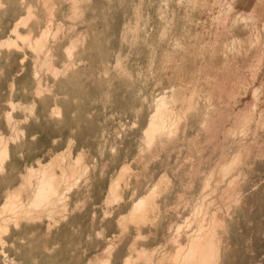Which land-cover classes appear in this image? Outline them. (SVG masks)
Segmentation results:
<instances>
[{
  "label": "rangeland",
  "instance_id": "374dc122",
  "mask_svg": "<svg viewBox=\"0 0 264 264\" xmlns=\"http://www.w3.org/2000/svg\"><path fill=\"white\" fill-rule=\"evenodd\" d=\"M76 2H0V42L19 20L25 39L3 51V143L20 168L56 155L86 167L65 217L3 239L0 264H144L172 257L196 226L218 264H264V0ZM159 99L169 132L146 144ZM154 184L155 206L132 221Z\"/></svg>",
  "mask_w": 264,
  "mask_h": 264
},
{
  "label": "bare ground",
  "instance_id": "6f19581e",
  "mask_svg": "<svg viewBox=\"0 0 264 264\" xmlns=\"http://www.w3.org/2000/svg\"><path fill=\"white\" fill-rule=\"evenodd\" d=\"M74 1H75V4H77L76 0ZM75 4L73 3L72 5L73 6L72 13L77 12L76 6H74ZM21 23L22 22L20 20L19 22H16L15 24L13 23L14 25L12 26L11 31L8 33L7 40L6 41L3 40L2 42H0V71L1 72H5L3 70L5 69V66L3 63V59L5 56L3 53L9 52V50H13L14 53L19 52L20 49L18 48V45H20L19 47H21V50H23L22 47L24 46L25 39L23 37L20 38L21 35L20 36L18 35V30L20 28V25L22 26ZM28 27H31V26L29 25ZM46 34H47L46 31H43L41 32V34H39L40 36L38 39L36 40L33 39L34 40L33 41L31 38L33 42L31 41L30 48H32V51H34V53L36 52V54H39V52H41L43 47L46 45L45 44L46 43L45 41L47 40ZM49 36L50 35H48L47 37L49 38ZM27 37L29 38V36ZM10 38L13 41H11ZM30 50H27V51H30ZM71 53L72 52H70V49H67L68 55L67 54L66 55L69 56V54ZM46 54L47 53L45 51V55ZM46 58H47V55H46ZM1 80H0V91H1V85H2ZM36 90H39V89L37 88ZM33 94H34V97H36V95H39V92L35 91ZM45 100L46 99H43L38 103L40 105H43L45 103ZM162 102H163L162 99H159L155 102L156 104H155L154 113L150 116L148 123L146 125V128L143 131L144 142L146 144L152 143V141L156 137H160L162 135L164 136L165 134L169 132V129L166 125V119L162 111L165 107ZM12 124L15 125L16 123L15 124L12 123ZM6 126L8 129V127L10 126L11 128L12 125H10V122L8 121ZM1 137H0V263L2 262L1 258H3L2 253H1L2 252L1 245L3 243L2 241L3 239L8 240V238H12V237H17L18 239L22 238L23 235L25 236V234L29 232L30 230H33L35 228L39 229L41 225L45 226V228L43 227L42 231L46 229V232H48V230H50L49 225H52L53 222L56 223V221H60L62 218L65 217L64 215H66V213L64 212H66L65 210H67L66 206L68 205L67 198L70 196L69 193L71 192L72 189L75 188L74 186H76L77 184L84 183L83 182L84 180L82 181V178L86 172V167L84 166V164L80 162L81 160L80 156H76L73 159V161H71L68 158L65 159V157H63L62 155L60 156L56 155L54 158L52 157L53 159H50L48 163L46 162V164H43L39 160H36L35 162H32V163L25 164L28 160L27 161L24 160L23 162L25 163L22 162L21 163L22 166L20 168L19 166H20L21 160L17 159L18 157L16 158L15 155L13 154L14 150L8 145V139L7 140L4 139L5 142L3 143ZM6 148L9 151V153H11L10 160L8 161V163H5ZM35 151L37 152V150ZM115 176H117V173ZM117 186H118L117 179L114 178L113 180L110 181V184L107 190L109 197L115 196V193H116L115 188ZM156 187H157L156 185L154 187H151L152 189H150V191H148L146 195L136 199L135 201L132 200L133 202L132 204L130 203L131 205L129 207V213H128L129 218L132 221L146 220L148 211L151 210L155 206V204H153V198L155 196ZM17 227L20 228L19 232L15 231ZM38 229L37 231H39ZM40 232L41 231H39L38 233ZM6 234L8 236L4 238ZM38 237H41V236H38ZM32 241H33V238H32ZM216 243L217 242L214 241L213 236L210 232L203 230L201 226H196L195 229L191 231L189 235L185 236V241L182 244L177 245L175 250H173L172 257H168L167 254H162L157 257L153 255V257L147 258L144 264H161L162 261H166L167 264H218L217 262L218 258H217V253H216V250H217ZM4 256L7 257L6 255ZM127 261L128 260L126 259L125 264L128 263ZM101 264H108V263L105 261V262H102Z\"/></svg>",
  "mask_w": 264,
  "mask_h": 264
}]
</instances>
